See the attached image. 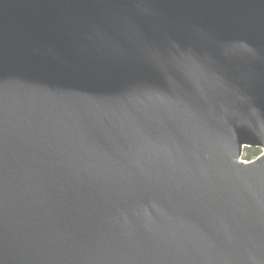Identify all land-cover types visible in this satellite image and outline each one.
<instances>
[{"label":"water","instance_id":"water-1","mask_svg":"<svg viewBox=\"0 0 264 264\" xmlns=\"http://www.w3.org/2000/svg\"><path fill=\"white\" fill-rule=\"evenodd\" d=\"M0 264H264V0H0Z\"/></svg>","mask_w":264,"mask_h":264},{"label":"trees","instance_id":"trees-1","mask_svg":"<svg viewBox=\"0 0 264 264\" xmlns=\"http://www.w3.org/2000/svg\"><path fill=\"white\" fill-rule=\"evenodd\" d=\"M259 150L258 149H245L244 150V158L249 160L254 158L256 155H258Z\"/></svg>","mask_w":264,"mask_h":264}]
</instances>
